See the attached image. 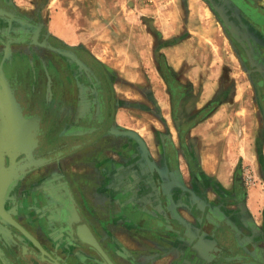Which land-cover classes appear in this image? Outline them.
I'll use <instances>...</instances> for the list:
<instances>
[{"label":"rangeland","instance_id":"rangeland-1","mask_svg":"<svg viewBox=\"0 0 264 264\" xmlns=\"http://www.w3.org/2000/svg\"><path fill=\"white\" fill-rule=\"evenodd\" d=\"M7 1L22 18H0V43L5 42L0 44V122L7 120L16 133L5 136L0 160L4 169L25 159L39 163L17 171L6 184L2 202L12 221L0 213V264H31L32 258V264H51L52 257L61 264H108L99 251L61 241L59 230H67L58 220L62 203L46 198L47 189L52 195L58 189L59 195H68L72 220L78 217L72 207L82 208L107 257L124 264L116 260L124 259V247L110 240L111 230L124 231L125 226L104 223L126 215L133 198L129 189H157V178L148 171L156 166L149 149L163 141L167 162L160 174L164 170L168 175L176 165L171 136L185 143L187 129L196 123H201L198 131L202 129L209 142L222 135L227 115L221 112L214 117L211 112L227 90L236 84L239 93L253 91L256 82L264 97V0H186L173 9L159 6L160 10L128 0L134 19L127 30L108 33L94 26L87 36L53 35L48 32L52 27L45 26V12L39 18L29 16L35 13L30 0ZM157 9L166 15L168 32L161 33L149 21ZM63 39L93 41L105 55L129 63L132 80H125V66L98 65L111 87L109 94L100 92L92 69L77 61L79 51L90 59L89 55ZM180 41L176 51L163 50ZM20 42L28 46V54ZM63 73L71 84L64 83ZM240 106L239 102L229 107ZM239 117L245 125L246 116ZM255 122L257 128V118ZM29 124L35 126L31 144L20 149L11 141ZM183 168L191 170L189 157ZM243 170L252 173L249 167ZM172 183L169 177L166 184L172 187ZM30 189H37V200L29 201ZM182 202H187L185 196ZM84 254L88 258L83 262Z\"/></svg>","mask_w":264,"mask_h":264},{"label":"crops","instance_id":"crops-1","mask_svg":"<svg viewBox=\"0 0 264 264\" xmlns=\"http://www.w3.org/2000/svg\"><path fill=\"white\" fill-rule=\"evenodd\" d=\"M180 1L184 5L186 0H167L163 6L173 9L181 5ZM30 2V10L35 11V16L39 18L45 12L48 19L45 26L52 27L48 32L53 35L74 32L87 36L95 31L91 30L94 26L104 27L108 33L113 29L121 32V28L127 30L129 22L134 19L128 0ZM32 2L37 5L35 8ZM44 2L45 6L38 5ZM160 7L159 10L162 9ZM183 7L186 9V6ZM159 10L152 11L154 15L149 21L165 33L170 30L168 20L165 13L161 15ZM169 17L174 19L171 14ZM58 20H61L60 27L56 26ZM63 41L72 49L84 50L96 65L125 66V80H132L134 73L128 72L129 63L118 62L113 54L105 55L93 41ZM182 43L174 42L163 50L176 51ZM77 61L88 66L81 58ZM255 85L253 91L239 93L235 84L224 93L221 104L213 109L211 115L214 117L221 112L227 115L220 137H214L209 142L202 129L198 131L201 123L187 129L183 144L176 137H170L176 153V165L173 171L168 170V175L164 170L160 174V167L164 168L167 162L163 141L155 144L154 149H149L158 171L155 172V167L148 171L152 173V178H157V189H147L146 186L129 189L133 198L126 215L104 223L112 227L125 226L124 231L119 228L111 230L110 241L118 242L125 249L124 259L117 256L116 260L124 264H264V136L259 137V134L264 135V106L263 95L256 82ZM239 102L242 103L240 108L229 107ZM242 114L246 116L245 125L241 117L238 118ZM251 125L252 129H249ZM147 145L150 148L149 143ZM184 146L188 150H183ZM187 157L190 171L183 168ZM245 166L252 173H245ZM248 173L251 176L249 182L245 180ZM169 177L173 178L172 187L166 184ZM184 196L187 198L185 203L182 202ZM99 225L103 223L95 226Z\"/></svg>","mask_w":264,"mask_h":264},{"label":"flooded vegetation","instance_id":"flooded-vegetation-1","mask_svg":"<svg viewBox=\"0 0 264 264\" xmlns=\"http://www.w3.org/2000/svg\"><path fill=\"white\" fill-rule=\"evenodd\" d=\"M7 0H0V18L2 19V20H10V19H13V18H15V19H21L22 18V16H21V14H19L16 10H14V9H12L10 6H8L7 5ZM34 14V16H30V17H33V18H38L37 16H35L36 14L35 13H33ZM5 27V26H4ZM35 32H38L37 30L35 31ZM0 36H1V34H0ZM4 36V35H3ZM41 40H43V41H45L46 39H45V36H43L42 38H41ZM47 40H51V42H53V39L51 38V39H48L47 38ZM5 42H1L0 44L1 45H5L4 44ZM21 43V45H23L22 44V42H20ZM24 47H23V49L24 48H26L27 50H25V52L28 54L29 53V49L27 48L28 46H26V45H23ZM32 48V46L30 45V49ZM17 55L19 54V53H16ZM78 56H79V58H81V60H83V62H85L92 70V72L94 73V75H95V78L98 80H96L98 83H99V85L100 86H97L98 88H99V91L100 92H102V90L104 91V93L105 94H109V92H110V84H109V82L107 81V79L104 77V74L100 71V68H98V65H96L95 63L96 62H94L92 59H89V58H86L84 55H82L81 53H80V51L78 52ZM36 61H38V60H36ZM50 61H52L53 62V60L52 59H50ZM42 67V66H41ZM41 67L39 68V73H41V75L43 74V77H44V70H41L40 71V69H41ZM97 67V68H96ZM62 71H64V70H62ZM65 72V71H64ZM66 73V72H65ZM65 73H63L64 74V83H67V85H69V84H71V82H70V77L67 75V74H65ZM96 84V83H95ZM257 84V83H256ZM96 85H98V84H96ZM257 86H258V88H259V91L261 92V89H260V85L259 84H257ZM96 90V89H95ZM96 91H98V90H96ZM264 98V97H263ZM262 100V99H261ZM262 104H263V106H264V101L262 102ZM33 160H35L36 161V163L35 164H32V165H29L28 167H33V166H35V165H38V163H39V161H37L38 159H25V160H23V161H20V162H17L15 165H13L12 167H9L8 169L6 168L5 170L6 171H9V170H11V169H13V168H15L16 166H19V165H25L28 161H33ZM4 168V167H3ZM22 169V168H21ZM21 169H19V170H21ZM19 170H17V169H15L14 171V173H13V171H10V172H7L10 176H12V175H14L17 171H19ZM10 179V178H9ZM8 179V180H9ZM7 180V181H8ZM6 183H8V182H6ZM6 183H5V186H4V188H3V193H4V190H5V188H6ZM34 189H30L29 190V192H28V196H29V201H34V200H37V197H38V191H37V189L35 190V191H33ZM58 191H59V193L58 192H56V194H54V195H52L53 193V191L51 192V191H49L48 189L47 190H45V191H43L44 193H45V195H46V198H51V199H54V200H56L57 199V202H61L62 203V212H60L59 213V218H58V220H59V223L61 224V225H63V226H66V228H67V230H64V229H60L59 230V234H60V236H61V241H68V240H70V241H74L75 242V244L76 245H78L79 247H82V248H92V249H94L95 251H97L98 252V250L96 249V247H95V245L94 244H91V243H87V242H84V241H82V240H80L78 237H77V234H76V232H75V226H76V224L78 223V222H80V221H83L85 224H86V226L89 228V230H90V232H91V234L93 235V237H94V239H95V242L96 243H99L98 242V240H99V237H98V235L96 234V231H95V229L93 230L92 229V227L91 226H93L94 227V224L92 223V221H89V219H87V217L85 216V214L83 215V213H82V208L80 209V207H79V210L77 209V208H74V207H72V210H74L75 212H77L78 214V217H77V219H75V220H72L71 218H70V214H69V211H70V198L68 197V195L65 197L64 195H59V194H61V191H60V189H58ZM3 193H2V196H1V207H2V211L0 210V213H1V215H3L5 218H7V219H9L10 221H12L11 220V217H9V215L7 214V209L4 207V205H3V202H2V200L4 199V195H3ZM55 195L57 196V197H55ZM26 200H28V199H26ZM48 214H49V212H47ZM82 213V214H81ZM68 233H67V232ZM27 235V234H26ZM29 239V238H28ZM33 243V242H32ZM67 243V242H66ZM32 257L30 256V257H28V259H31ZM35 258V257H34ZM86 258H88L87 257V255H85L84 254V257L81 255V257H80V259L84 262V260L86 259ZM90 258V257H89ZM52 259H53V261L51 262V264H61L60 262L59 263H56L54 260V257H52ZM32 260H33V258H32ZM32 260H29V262L32 264L33 262H31ZM62 260V259H61ZM0 261H1V258H0Z\"/></svg>","mask_w":264,"mask_h":264},{"label":"bare ground","instance_id":"bare-ground-1","mask_svg":"<svg viewBox=\"0 0 264 264\" xmlns=\"http://www.w3.org/2000/svg\"><path fill=\"white\" fill-rule=\"evenodd\" d=\"M4 122H6V123L3 124L0 122V149H1V146L4 144V140H6L5 136L10 137L12 134H13V136H16V133L13 130V128L11 127V125L9 124V122L7 120H4ZM1 125L3 127H1ZM34 127L32 124L23 126L20 129V131L18 132L17 137H13L12 141L11 140L10 141L13 144H16V146L19 145L20 149H23V147H28L31 144V139H32V135H33L32 131H33ZM0 155H1V152H0ZM35 163H36L35 160L28 161L25 165H19V166H16L15 168H13L9 171H6L5 170L6 168L5 169L3 168L2 160H0V202H1V196L3 193V188L5 186V183L8 182L9 181L8 179L11 177L7 172L13 171V173H14L15 169H17V170H19L21 168L23 169L24 167L35 164ZM0 210L2 211L1 203H0ZM75 227H76L75 232L77 234V237L80 240L87 242V243L89 242V243L94 244V245L97 244L95 242V239H94L93 235L91 234L89 228L86 226V224L83 221L78 222Z\"/></svg>","mask_w":264,"mask_h":264},{"label":"built area","instance_id":"built-area-1","mask_svg":"<svg viewBox=\"0 0 264 264\" xmlns=\"http://www.w3.org/2000/svg\"><path fill=\"white\" fill-rule=\"evenodd\" d=\"M138 1L143 3L144 5L152 6V7L153 6H158V7L163 6L167 2V0H138ZM245 173H247V171ZM245 180L247 182H249L251 180V176L249 173L246 174Z\"/></svg>","mask_w":264,"mask_h":264},{"label":"water","instance_id":"water-1","mask_svg":"<svg viewBox=\"0 0 264 264\" xmlns=\"http://www.w3.org/2000/svg\"><path fill=\"white\" fill-rule=\"evenodd\" d=\"M96 249L99 251V253L102 255V257L106 260V262L108 264H114L112 263V261L107 257V255L105 254V252L103 251V249L101 248V246L99 245V243L95 244Z\"/></svg>","mask_w":264,"mask_h":264}]
</instances>
